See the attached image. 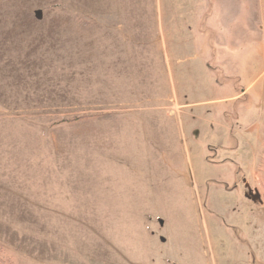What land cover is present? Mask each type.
<instances>
[{"label":"rangeland","instance_id":"374dc122","mask_svg":"<svg viewBox=\"0 0 264 264\" xmlns=\"http://www.w3.org/2000/svg\"><path fill=\"white\" fill-rule=\"evenodd\" d=\"M259 12L257 0H0V186L66 207L0 211V258L248 264L264 211L244 179L264 132L239 115L233 134V105L213 101L236 92L226 75L237 88L257 77L258 101ZM106 43L122 92L133 86L124 98L100 92Z\"/></svg>","mask_w":264,"mask_h":264},{"label":"crops","instance_id":"0c3cea01","mask_svg":"<svg viewBox=\"0 0 264 264\" xmlns=\"http://www.w3.org/2000/svg\"><path fill=\"white\" fill-rule=\"evenodd\" d=\"M257 4L259 5L260 8V16L254 21V29L260 30L262 31V33L264 34V0H257ZM107 18H114V17H110V16H106ZM252 30V28H248V33L252 34L254 33V31ZM117 45L116 44H108L106 43L105 45H101L102 47V53L99 57V65L102 68V85L100 84V92L103 94L105 93L106 95L109 93L112 96V93H114V97L118 98L120 97L119 95H121L123 98L132 93V87L131 86V82L129 81L127 83V87H129L130 91H125L124 93L122 92V86H124L121 82V80L119 79V72H118V58H117V52L119 51L117 49ZM264 50V47H263ZM244 53V50H243ZM114 54H115V58H114ZM234 50L232 48V52L230 55V61H231V67L234 68L235 66H238V62H236V59L234 57ZM107 55L110 56V58L112 59L110 62H106L105 61V56ZM124 57V56H123ZM264 57V56H263ZM114 58V59H113ZM115 61V63H114ZM118 64V65H117ZM129 64V63H128ZM130 65V64H129ZM108 66V68H106ZM131 66V65H130ZM239 67H242L239 66ZM264 72V69L262 70ZM115 73V74H114ZM113 76V84L111 85L109 83V76ZM239 75L242 76V72L241 70H239ZM228 77V78H227ZM238 75H233L232 77L229 78L228 75H226V79H229L227 82L229 83L232 80L233 83V90H236L235 93L230 94L227 98H222V99H218L215 100L213 102H216L217 105H219V102H223L225 100H227V104H232L233 108L231 109V106H228V112L232 115V118L234 120V125L233 127L230 129V131L237 135V133L241 130H243V127L240 126V119L237 118V116H243L245 118H248L249 120V116H254L256 120H253L252 122H255V125H257V128H255L253 126V129L258 131V137L260 136V140H261V133L260 131L264 132V89L262 90V92H259L256 96L258 97V101H256L257 99L254 98L253 96L248 97V94L250 93V91L254 88L255 84L254 81L256 80V78L251 81L248 85H242L240 86V88H237L235 85V80H237ZM111 81V80H110ZM241 81V80H240ZM243 82V80L241 81ZM231 83V84H232ZM121 85V86H120ZM125 86V87H126ZM133 94V93H132ZM121 98V97H120ZM236 102H242L243 105L240 106V109L238 111V113H236ZM221 119L218 118V123H220V125H222L223 123L220 121ZM249 122V121H248ZM225 127V126H224ZM229 129V128H228ZM261 149V150H260ZM257 159H258V163H257V167L254 166L252 172L250 175H248V177H246V179H244V185L245 187L249 188L250 192L254 191L256 193L258 202H259V206L262 208V211H264V189L261 188L260 186L263 185L264 186V139L262 140V142L259 145V151H258V155H257ZM252 162L253 165H255V163L257 162L255 159V155H253L252 158ZM22 173H19L18 175H20ZM117 174V173H116ZM115 174V175H116ZM4 175V174H3ZM58 175H62V174H58ZM5 176H3L4 178ZM13 177H9L8 179H11ZM248 179H252V180H259V184L257 185V189L253 187V189L250 188V186L245 183L246 180ZM5 184V183H4ZM6 185V184H5ZM7 185L9 186H0V211L5 212L8 210V207H10V204H15L18 205V209L20 210H29V211H36V212H50V211H63L66 210L65 206H60L59 205V201L58 203H48V199L45 198L43 199L44 202H37V200L27 197L25 195H22L20 193L17 192V190L11 188L12 185L10 186V183H7ZM61 200V199H59ZM64 204V202H63ZM17 210V209H16ZM7 214L3 213L2 216L5 217ZM264 216V214H263ZM261 236L259 237V247H255L253 249H255V251L257 252V255H253V256H246L245 260L248 261V264H264V221L261 222ZM39 236V234H38ZM49 237V236H48ZM40 238L43 240H46L48 242V244H58V243H64V249L66 250V252L68 251H74L76 249V247L71 244L72 242L69 240H65L64 242H61L63 238L58 239L57 237H50L47 238L46 236H43L42 234H40ZM249 241L251 243L256 242V240L254 239H249ZM52 252V251H51ZM52 254V253H51ZM132 258L130 261V264H153L150 261L147 262H140L139 258L136 257V251H131L130 252ZM69 260V259H68ZM67 260V264H75L73 261L71 262L70 260ZM66 264V263H63Z\"/></svg>","mask_w":264,"mask_h":264},{"label":"trees","instance_id":"16d2710c","mask_svg":"<svg viewBox=\"0 0 264 264\" xmlns=\"http://www.w3.org/2000/svg\"><path fill=\"white\" fill-rule=\"evenodd\" d=\"M0 264H12L11 262L7 261L4 262V260L2 258H0Z\"/></svg>","mask_w":264,"mask_h":264}]
</instances>
